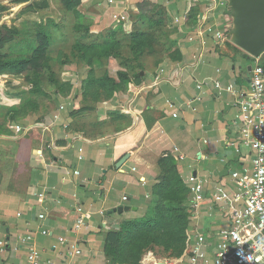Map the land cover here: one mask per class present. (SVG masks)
Listing matches in <instances>:
<instances>
[{
    "label": "crops",
    "instance_id": "obj_1",
    "mask_svg": "<svg viewBox=\"0 0 264 264\" xmlns=\"http://www.w3.org/2000/svg\"><path fill=\"white\" fill-rule=\"evenodd\" d=\"M111 1L81 0L78 12L91 35L111 29L130 35L148 11L162 9V50L123 69L130 78L123 89L104 99L87 71L68 69L51 94L11 93L4 81L13 75H0V241L7 243L0 264L25 262L28 235L43 261L111 264L108 234L122 221L150 216L168 162L193 209L187 249L203 235L213 260L216 235L231 226L228 207L214 202L215 189L235 193L233 174L251 166L252 152L239 137L235 95L213 81L249 93L264 53L254 58L234 44L228 0ZM191 177L203 183L199 204ZM79 208L87 223L74 232Z\"/></svg>",
    "mask_w": 264,
    "mask_h": 264
},
{
    "label": "rangeland",
    "instance_id": "obj_2",
    "mask_svg": "<svg viewBox=\"0 0 264 264\" xmlns=\"http://www.w3.org/2000/svg\"><path fill=\"white\" fill-rule=\"evenodd\" d=\"M83 19L78 7L68 12L64 0H0V57L30 59L39 47L43 48L39 70L29 67L6 79L8 90L23 94L42 90L45 95L51 94L54 89H61V75L68 69L72 73L87 71L92 82L107 83L97 84L104 99L113 92L112 84L117 82L123 89L130 80L121 77L126 75L123 69H130L128 66L133 64L128 56L137 55L142 48L133 41L138 36L129 41L118 30L111 35L112 40L90 37ZM143 28H139L141 33L146 32ZM144 37L155 39L158 50H162V29L149 30ZM160 194L151 206V217L122 221L113 230L118 236L119 250L109 248L111 264H143L151 259L186 264L193 209L188 191L170 162L162 168Z\"/></svg>",
    "mask_w": 264,
    "mask_h": 264
},
{
    "label": "built area",
    "instance_id": "obj_3",
    "mask_svg": "<svg viewBox=\"0 0 264 264\" xmlns=\"http://www.w3.org/2000/svg\"><path fill=\"white\" fill-rule=\"evenodd\" d=\"M111 4L112 1L109 0V5ZM114 20L125 21V17L115 15ZM213 84L220 92H232L236 97L234 104L239 110V137L243 147L252 152L251 166L233 174L237 190L232 195L221 186L215 189L214 202L228 207L227 218L231 226L216 235L217 246L213 260L204 251L205 236L197 235L195 243L187 249L186 264H264V254L258 250V246H264V68L259 63L253 67L249 93L237 92L233 87L224 89L218 81H213ZM201 85L199 83L198 88ZM63 110L64 106L59 107L55 121L60 119ZM16 130L20 131V128L17 127ZM180 159L184 160L182 157ZM75 174L78 175L79 172ZM189 186L194 203H201L204 200L203 183L191 177ZM77 212L79 216L74 232H80L86 226L88 218L80 208ZM39 219L43 220L45 216L41 215ZM42 235H48V231L43 230ZM23 242L29 245V249L25 262L20 264H59L54 260L41 259L31 235L23 238ZM59 243L66 244V239H59ZM6 250L7 243L0 241V254H4ZM74 252L79 253L75 248ZM249 256L259 259L249 261ZM66 264L73 262L68 261Z\"/></svg>",
    "mask_w": 264,
    "mask_h": 264
},
{
    "label": "trees",
    "instance_id": "obj_4",
    "mask_svg": "<svg viewBox=\"0 0 264 264\" xmlns=\"http://www.w3.org/2000/svg\"><path fill=\"white\" fill-rule=\"evenodd\" d=\"M81 4V0H64V7L68 12L73 11L75 8L79 7ZM153 8V7H151ZM154 9V13L150 14V11H148L147 13V17L146 20L140 21V23L135 26L134 31L130 34V35H126L128 36L127 39L129 41H131V37L136 38V36H138V38H136L135 42L139 43L138 46H142L141 50L139 51V53L137 55L132 54L128 56V60H133V64L137 63L138 60L144 56L145 54H147V51H149V53L154 52L157 50L156 46V41L153 38H146L144 37L146 32L149 30H153V29H162V15L159 14L161 13L162 9H160V7L157 8H153ZM142 26L144 27L143 29H145L146 32H142L141 30H139V28H142ZM119 29H111L110 31H107L103 34H101L100 36H95L94 37H104V39H106L107 37H109V40L111 38H113V34H115ZM121 31V30H120ZM137 32V35H135ZM88 34L91 37L92 35L89 33L88 30ZM134 42V43H135ZM131 44V43H130ZM42 52H43V48L39 47L36 52H35V57L33 58H27V59H9L8 57H0V75L3 74H7V75H17L20 74L22 72H24L25 70H27L29 67L34 68L36 71L39 70V68L41 67L40 62H41V58H42ZM111 55V54H110ZM107 57V56H105ZM102 57V58H105ZM111 58H113V56H110ZM132 64V65H133ZM131 66V65H130ZM130 66H128L130 68ZM121 73L119 74L120 77ZM121 77H128V74H122ZM88 82L89 83H95L92 82L90 80V75L88 77ZM130 79V78H129ZM105 81H107L105 79ZM96 85L99 84L107 86V83L103 82V81H98V83H95ZM109 84V83H108ZM113 86V87H112ZM112 86H110L111 90L114 91L116 89L119 88V84L116 82V84H112ZM32 94H45L44 91H40V92H33ZM151 217V215L149 216ZM118 236L116 235V233L114 231H111L108 234V237L106 239V246H105V251L106 254L108 256V251L109 248H112L114 250H119V244H118Z\"/></svg>",
    "mask_w": 264,
    "mask_h": 264
},
{
    "label": "water",
    "instance_id": "obj_5",
    "mask_svg": "<svg viewBox=\"0 0 264 264\" xmlns=\"http://www.w3.org/2000/svg\"><path fill=\"white\" fill-rule=\"evenodd\" d=\"M228 1L233 17L234 44L252 57H260L264 53V0Z\"/></svg>",
    "mask_w": 264,
    "mask_h": 264
},
{
    "label": "clouds",
    "instance_id": "obj_6",
    "mask_svg": "<svg viewBox=\"0 0 264 264\" xmlns=\"http://www.w3.org/2000/svg\"><path fill=\"white\" fill-rule=\"evenodd\" d=\"M258 250H260L262 252V254H264V246H258ZM247 259L249 261L253 260V259H259V257H253V256H249L247 257Z\"/></svg>",
    "mask_w": 264,
    "mask_h": 264
}]
</instances>
